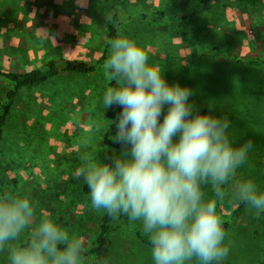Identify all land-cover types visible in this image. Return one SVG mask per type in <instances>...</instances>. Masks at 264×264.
Wrapping results in <instances>:
<instances>
[{"label":"rangeland","instance_id":"374dc122","mask_svg":"<svg viewBox=\"0 0 264 264\" xmlns=\"http://www.w3.org/2000/svg\"><path fill=\"white\" fill-rule=\"evenodd\" d=\"M103 1L0 0V70L25 73L60 58L93 63L106 39ZM122 8L131 15L162 11L176 18L128 22L120 35L142 45L169 83L190 88L199 108L207 112L211 105L213 115H227L236 143L253 141L247 163L222 186L225 197L217 200V215L227 225L225 261L264 264L262 211L233 198L238 181L250 179L264 190V66L237 62L264 58V0H123ZM10 88L0 79V102ZM106 88L100 66L89 75L63 73L18 95L0 144V192L25 194L37 210L18 245L50 218L80 239L84 250L90 248L104 212L92 209L83 181L72 173L83 166L85 153L103 162ZM203 191L216 199L210 185ZM135 232L145 234L141 223L124 218L113 234L107 264H152L150 249ZM88 258L83 256V264ZM0 264H7L4 253Z\"/></svg>","mask_w":264,"mask_h":264},{"label":"clouds","instance_id":"9594fccd","mask_svg":"<svg viewBox=\"0 0 264 264\" xmlns=\"http://www.w3.org/2000/svg\"><path fill=\"white\" fill-rule=\"evenodd\" d=\"M110 47L103 68L116 86L104 90L102 103L104 110L122 109L110 121L121 152L104 162L83 154L73 179L87 186L92 209L141 223L152 264H222L230 247L217 200L247 163L253 141L236 143L229 117L213 115L211 105L201 111L193 91L169 83L134 38L119 35ZM208 185L216 199L206 198ZM233 198L264 211V190L250 179L234 184ZM36 211L29 196L0 192V253L7 264H83L81 240L50 218L35 227L30 244L18 245Z\"/></svg>","mask_w":264,"mask_h":264},{"label":"trees","instance_id":"16d2710c","mask_svg":"<svg viewBox=\"0 0 264 264\" xmlns=\"http://www.w3.org/2000/svg\"><path fill=\"white\" fill-rule=\"evenodd\" d=\"M200 1V0H199ZM205 1V0H201ZM123 0H104L101 2L102 7L106 14L104 25L106 27V39L104 48L100 56L93 62L89 63L77 58L74 59H53L45 63L41 68L35 69L25 73H10L0 70V79H4L11 84V88L6 92L5 97L0 102V144L3 139V128L6 120L11 112V109L20 94L25 89L34 85H41L47 83L49 80L58 77L63 73L89 75L92 74L97 68L103 66L104 62L108 58L111 52L110 42L120 35L121 27L128 22L134 23V21H160V22H174L175 17H171L162 11H154L151 13H139L137 15L127 14L122 8ZM242 65L249 66H264V58L247 57L245 59L237 60ZM107 74L108 87L116 86L115 80H113L109 74ZM201 111L206 112L204 108H200ZM122 109L119 106H113L106 109L104 116V130L101 134V143L104 147V156L110 157L116 154L121 145L115 143L111 136L115 135V125L110 124V121H115L118 113ZM82 190L88 193V188L84 184ZM244 204V202H242ZM242 204V205H243ZM264 221V211L260 215ZM125 217L111 218L106 213L100 218L97 229L94 233L91 246L86 251L83 249V256L89 257L87 264H107L112 251L113 246V234L122 223ZM224 229L226 223H222ZM135 237L141 244L150 249V237L146 234L139 232L134 233ZM32 238L27 239L22 246L30 244ZM264 255V248H263ZM222 264H231L228 261H223Z\"/></svg>","mask_w":264,"mask_h":264}]
</instances>
